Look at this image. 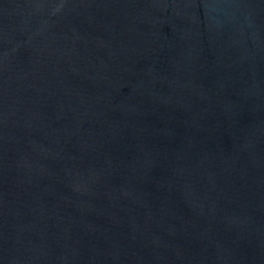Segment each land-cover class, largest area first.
Wrapping results in <instances>:
<instances>
[{"label": "water", "instance_id": "95a60500", "mask_svg": "<svg viewBox=\"0 0 264 264\" xmlns=\"http://www.w3.org/2000/svg\"><path fill=\"white\" fill-rule=\"evenodd\" d=\"M0 264H264V0H0Z\"/></svg>", "mask_w": 264, "mask_h": 264}]
</instances>
